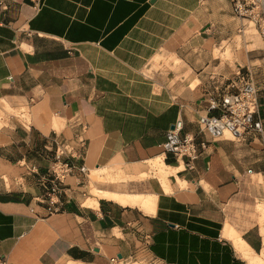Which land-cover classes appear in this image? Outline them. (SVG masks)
<instances>
[{
  "label": "crops",
  "instance_id": "crops-1",
  "mask_svg": "<svg viewBox=\"0 0 264 264\" xmlns=\"http://www.w3.org/2000/svg\"><path fill=\"white\" fill-rule=\"evenodd\" d=\"M254 9L0 0V104L18 112L11 136L0 132V163L31 168L39 139L47 149L64 142L86 167L64 179L52 215L40 180L0 189V264H264V132L216 138L200 126L240 72L258 88L264 126V38L252 25L264 18ZM178 120L182 136L206 142L193 171L164 151ZM7 145L20 156L2 153ZM158 159L174 170L166 179ZM139 196L150 206L118 199Z\"/></svg>",
  "mask_w": 264,
  "mask_h": 264
},
{
  "label": "built area",
  "instance_id": "built-area-1",
  "mask_svg": "<svg viewBox=\"0 0 264 264\" xmlns=\"http://www.w3.org/2000/svg\"><path fill=\"white\" fill-rule=\"evenodd\" d=\"M231 2L236 15L240 17H245L251 10L246 0H231ZM239 80V84L234 86L235 91H226L211 100L210 114L200 120L201 128L207 130L213 137L217 138L225 132H230L234 137L242 138L264 132L262 121L256 117L259 106L258 88L249 75L240 72ZM182 130V121L178 120L166 133L164 151L184 166L183 171H193L197 159L206 147V142L193 135L182 136ZM84 147L82 141L78 155L83 154ZM57 167L39 179L45 189L46 209L50 215L59 211L57 198L63 190L64 179L74 173L86 171L85 165L78 167L70 161H57Z\"/></svg>",
  "mask_w": 264,
  "mask_h": 264
},
{
  "label": "rangeland",
  "instance_id": "rangeland-1",
  "mask_svg": "<svg viewBox=\"0 0 264 264\" xmlns=\"http://www.w3.org/2000/svg\"><path fill=\"white\" fill-rule=\"evenodd\" d=\"M246 3L248 6V0H246ZM248 7H250L251 9L255 8L254 11L259 16L264 18V0H255V2L251 3ZM252 25L256 34V38L259 39V41L261 42L260 44L262 45V36L264 38V19L258 21L257 25L253 23ZM17 114L18 112L9 104H0V132L2 134L8 137L11 136L10 132L12 128H14V122L13 120H11V117H14ZM33 142L34 143L30 142L31 145H33L34 150L32 153L33 166L31 168H26V163H17V161L13 158H11V163L9 161L1 162L4 167V172L0 173V189H20L22 188L23 183L28 184L31 179H33L34 181H39L41 175H43L44 173L42 170H51L48 167H41L42 165H39V162H44V159L49 160L53 165V163H57V161L60 160L63 162L70 161L76 156L73 155V153H75L74 149H71V147H67V144H65L64 142L59 145L55 144V146L53 145V147L49 149H47L46 146L42 145L41 140L39 139H35L33 140ZM1 150H4L2 153L8 154V157H10L11 154H17L18 156H20L19 150L15 148V145L4 146ZM22 150V154H24V148ZM57 156H60V158H58ZM161 161L160 159H158L156 161L151 162V165L158 172V175H160V170H164ZM55 167V169L58 168L57 166ZM166 171L169 172L167 175H169L171 172H174L172 168H169ZM27 176L30 177V179H24ZM34 177H36V179Z\"/></svg>",
  "mask_w": 264,
  "mask_h": 264
},
{
  "label": "bare ground",
  "instance_id": "bare-ground-1",
  "mask_svg": "<svg viewBox=\"0 0 264 264\" xmlns=\"http://www.w3.org/2000/svg\"><path fill=\"white\" fill-rule=\"evenodd\" d=\"M161 162H162V167H163L164 170H160L159 173H160V176L162 178H166L168 176L167 174L169 173L166 170L169 169V168H172V167L167 166L163 160ZM3 168L4 167H3L2 163H0V170H3ZM118 199H120L122 202H130L131 201V202H135V203H141V204H143L145 206H150V202H152V201L149 202L148 199H146L145 197H142V196H139V197H118ZM235 240H237L236 243H237V246H238V250L240 251V253L242 255H244L246 257V255H247L246 252H247V250L250 249L249 246L242 239H240L239 237H237ZM249 251H251V250H249ZM261 259H264V258H260V260ZM253 260L255 261L256 258L253 259ZM258 263H259V261H258ZM260 263H261V261H260Z\"/></svg>",
  "mask_w": 264,
  "mask_h": 264
}]
</instances>
